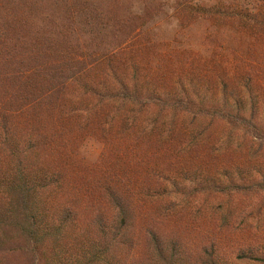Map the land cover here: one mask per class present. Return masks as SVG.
I'll return each instance as SVG.
<instances>
[{
  "label": "trees",
  "instance_id": "16d2710c",
  "mask_svg": "<svg viewBox=\"0 0 264 264\" xmlns=\"http://www.w3.org/2000/svg\"><path fill=\"white\" fill-rule=\"evenodd\" d=\"M99 6L0 0V253L21 240L41 264H264V238L242 234L233 256L216 238L264 219V61L257 73L227 45L197 61L154 44L123 54L147 18L129 27ZM174 9L181 28L264 36L248 5ZM85 138L102 145L90 164ZM206 206L216 219L202 232L188 216Z\"/></svg>",
  "mask_w": 264,
  "mask_h": 264
},
{
  "label": "rangeland",
  "instance_id": "374dc122",
  "mask_svg": "<svg viewBox=\"0 0 264 264\" xmlns=\"http://www.w3.org/2000/svg\"><path fill=\"white\" fill-rule=\"evenodd\" d=\"M178 0H99L100 6L97 7V11H109L114 16L120 20L124 19L125 23L131 27L132 24L140 23L139 19L131 22L133 16H145L147 20L134 27L136 28L133 33L125 36L123 40V45L121 46V53H130L141 51L140 54H145L147 56L153 55L152 49L147 48L148 44H154L156 48V54L161 56L167 55H177L191 60V58L196 61L199 58H207L211 56L209 49H213L214 55L225 57V45L228 46L231 57L234 59H242L245 64H248L246 68H251L254 71L259 72L262 70L255 62L254 58L257 60L264 61L260 58V54L257 52L259 48V43H264V36L258 34L242 33L235 30L228 24L224 26H216L210 21H197L193 22L185 28L179 27L178 16L176 15V10L174 9V4ZM223 1L225 4H238V7L243 5H248L252 8V12L256 10H262L264 12V0H189V2L209 6ZM203 43L199 47L200 43ZM137 47V51H136ZM146 47V48H145ZM144 48V50H143ZM187 48L197 49L196 52L188 53ZM214 57L220 59V57ZM264 57V55H263ZM264 64V63H263ZM210 66V64H208ZM222 67V66H220ZM223 68V67H222ZM101 143L93 138H85L81 145L79 146L78 158H81L85 163H93L96 161L99 152L101 151ZM168 193L171 194V189H167ZM174 193V192H173ZM172 198L169 200H175L181 202V199H177V195H171ZM182 210H192L195 212L193 206L189 204L180 203ZM186 208V209H185ZM209 209L206 206L205 209H201L199 213L206 216H199L189 214L188 217H193L195 224L198 223V219L203 220L202 232H206L208 226L213 220L216 219L215 215L211 212L208 215ZM84 216H79V219H83ZM185 217V216H184ZM239 219V218H238ZM264 222V219H263ZM259 225V228L250 226H244L247 223H240L237 226H233L231 229H222L218 231V245L221 250L229 252V255L235 254L231 252L234 249V245L230 246L232 240H240V237L244 233H248L255 237L264 238V223ZM250 224V223H249ZM247 224V225H249ZM200 226V225H198ZM78 229H72L73 233H76ZM136 234L139 236L140 243L143 241L141 232L136 230ZM217 234V233H216ZM263 236V237H261ZM29 247L21 240L14 242L8 250L0 253L1 264H41L36 262L32 254L29 252ZM235 264V261L233 262Z\"/></svg>",
  "mask_w": 264,
  "mask_h": 264
}]
</instances>
